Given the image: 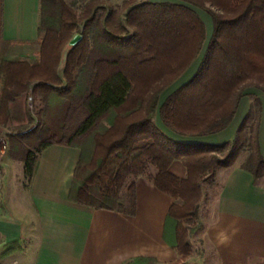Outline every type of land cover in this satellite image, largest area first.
<instances>
[{"label":"trees","instance_id":"obj_1","mask_svg":"<svg viewBox=\"0 0 264 264\" xmlns=\"http://www.w3.org/2000/svg\"><path fill=\"white\" fill-rule=\"evenodd\" d=\"M109 1L84 0L78 16L63 0H39L38 62H0V126L8 122V103L21 94L42 104L29 114L31 127L8 136V155L23 163L30 183L47 147H76L68 199L95 210L133 215L135 180L146 177L174 200L166 222L179 256L172 264H185L180 260L191 246L183 222L198 220L201 183L241 153L246 156L240 168L254 180L264 178V0H123L118 10ZM197 9L211 20L207 41ZM198 59L191 77L159 104ZM246 96L253 106L232 140L193 141L227 128ZM177 161L185 178L170 172ZM143 263L155 261L127 264Z\"/></svg>","mask_w":264,"mask_h":264},{"label":"crops","instance_id":"obj_2","mask_svg":"<svg viewBox=\"0 0 264 264\" xmlns=\"http://www.w3.org/2000/svg\"><path fill=\"white\" fill-rule=\"evenodd\" d=\"M38 24L39 0H0V62L18 58L36 64ZM26 99L30 98L23 93L8 103L9 123L0 126V264H127L139 258L153 259L155 264L177 261L172 233L166 227L174 200L145 177L135 180L133 215L95 210L68 199L79 158L76 147H47L39 156L32 181L26 182L23 163L8 155L7 142L13 127L29 122ZM234 120L215 134L222 138L216 144L233 139L238 127ZM260 142L264 150V108ZM170 172L178 178L186 176L178 161L171 164ZM214 181L215 190L202 219L205 254L185 264H264V178L254 180L235 161L219 169ZM223 229L230 237L226 244L218 241Z\"/></svg>","mask_w":264,"mask_h":264},{"label":"rangeland","instance_id":"obj_3","mask_svg":"<svg viewBox=\"0 0 264 264\" xmlns=\"http://www.w3.org/2000/svg\"><path fill=\"white\" fill-rule=\"evenodd\" d=\"M69 7H71L76 14L79 16L85 6V2L84 0H63ZM142 1L145 0H137V3H141ZM177 0H173V2L175 3ZM123 0H110L109 4L114 8V9H119L122 5ZM54 10V7L50 6L49 8H46L45 14L48 16H51V12ZM196 12H198L200 18L202 19V21L204 22V25L206 27V41L208 40L210 33H211V25H210V19L207 16V14L201 10H196ZM199 59L196 60L194 62V65L192 66V68L190 67V70H188L186 73L183 74V76L177 81L175 82L172 86H170L169 88H167L161 95L160 100H159V104L162 103V101L164 100V98L170 93L172 92L175 88H177L178 86H180L181 84H183L184 82H186L191 75L194 73L196 65L198 63ZM27 96L29 97V95L27 94ZM15 100V99H14ZM40 98H34V100L31 99H26L25 102V106H26V112H27V118L29 121V114L35 115L38 111L39 108L42 107V104L40 102ZM253 106V99L249 96H246L240 105V108L238 110L237 116L234 120V125H239V123L241 122L242 118L244 117V115L246 114V112L248 111V109ZM254 110V107L252 109V111ZM9 115V112H8ZM10 119V118H9ZM9 119L8 122L6 124L9 123ZM109 120L104 122V127H107L109 125ZM253 122V117L252 120L248 121V126H251ZM156 123L160 126V128L165 131L169 136H171V138H173L174 140L177 139L176 135L171 134V132L169 130H167L166 128L163 127V125H161V123L159 122L158 118H156ZM5 124V125H6ZM30 124L27 125H19V126H15L13 127V129L10 131L11 134H16V133H20L24 130H26L27 128L31 127L29 126ZM218 135H211L208 137H205V139H196L193 141H197V142H204L207 144H216L218 141ZM192 141V140H187ZM219 141H222L221 136L219 137ZM246 156V153H241L237 160H236V164L238 163L239 165L243 162L244 158ZM155 170L153 167H149L148 173H154ZM146 178V177H145ZM132 179H130L128 182H130ZM214 179L208 182H203L201 183V194H200V198L198 200V220L195 221L194 219H191L190 221H184L183 225L185 227H188L190 232H189V236H188V241L190 243L191 246V258H189V256L180 262L183 263H189L190 261L193 262L194 258H197L198 256L203 257V255L205 254V240L203 237V213L205 212V208L208 206V199L213 195L214 193ZM124 191L125 189H123L122 193H121V198L124 197ZM196 222H198L197 224H195Z\"/></svg>","mask_w":264,"mask_h":264},{"label":"clouds","instance_id":"obj_4","mask_svg":"<svg viewBox=\"0 0 264 264\" xmlns=\"http://www.w3.org/2000/svg\"><path fill=\"white\" fill-rule=\"evenodd\" d=\"M230 237L228 235V230L227 229H223L219 232L218 234V241L220 244H226L228 243Z\"/></svg>","mask_w":264,"mask_h":264},{"label":"built area","instance_id":"obj_5","mask_svg":"<svg viewBox=\"0 0 264 264\" xmlns=\"http://www.w3.org/2000/svg\"><path fill=\"white\" fill-rule=\"evenodd\" d=\"M0 183H1V174H0Z\"/></svg>","mask_w":264,"mask_h":264}]
</instances>
